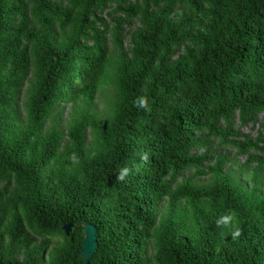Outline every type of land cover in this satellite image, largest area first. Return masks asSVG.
<instances>
[{
  "label": "trees",
  "instance_id": "1",
  "mask_svg": "<svg viewBox=\"0 0 264 264\" xmlns=\"http://www.w3.org/2000/svg\"><path fill=\"white\" fill-rule=\"evenodd\" d=\"M263 113L264 0H0V264H264Z\"/></svg>",
  "mask_w": 264,
  "mask_h": 264
},
{
  "label": "clouds",
  "instance_id": "2",
  "mask_svg": "<svg viewBox=\"0 0 264 264\" xmlns=\"http://www.w3.org/2000/svg\"><path fill=\"white\" fill-rule=\"evenodd\" d=\"M135 104L138 108L146 109L148 107V98L146 96L138 97L137 100L135 101ZM92 155L95 156L96 153L93 152ZM148 158L149 157L147 153H144L142 155V159L147 160ZM131 171L132 168L128 166H124L120 168L119 173L117 175V179L119 181H125L128 175L131 173ZM235 217H236V213L234 211H229L227 214L221 216L218 222L224 224L225 226H228L234 222ZM231 234L234 238L238 237L240 235V229L235 228V230Z\"/></svg>",
  "mask_w": 264,
  "mask_h": 264
},
{
  "label": "rangeland",
  "instance_id": "3",
  "mask_svg": "<svg viewBox=\"0 0 264 264\" xmlns=\"http://www.w3.org/2000/svg\"><path fill=\"white\" fill-rule=\"evenodd\" d=\"M128 44V40L126 41ZM100 111L102 109H104L105 107V102H104V98L100 97ZM238 124H236V126H239V122H237ZM264 123V113L259 117V121L258 124H253L250 123L247 126L243 127L241 129L242 133L249 135L251 138H256L259 134V132L261 131V124ZM264 137V134H263ZM228 151L232 154L236 156V151L234 149H228ZM246 155H241L239 157H237L238 161L240 162H244L246 160ZM91 230V229H90ZM93 240H94V234H91V238L89 239V246L93 245Z\"/></svg>",
  "mask_w": 264,
  "mask_h": 264
},
{
  "label": "water",
  "instance_id": "4",
  "mask_svg": "<svg viewBox=\"0 0 264 264\" xmlns=\"http://www.w3.org/2000/svg\"><path fill=\"white\" fill-rule=\"evenodd\" d=\"M91 234H94V232H93L92 228H89V238H91ZM94 246H95V244L93 243V245H91V248H93Z\"/></svg>",
  "mask_w": 264,
  "mask_h": 264
}]
</instances>
